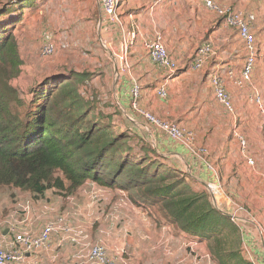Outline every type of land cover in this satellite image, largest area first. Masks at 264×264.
Returning a JSON list of instances; mask_svg holds the SVG:
<instances>
[{
    "label": "rangeland",
    "instance_id": "374dc122",
    "mask_svg": "<svg viewBox=\"0 0 264 264\" xmlns=\"http://www.w3.org/2000/svg\"><path fill=\"white\" fill-rule=\"evenodd\" d=\"M12 1L0 0V11ZM27 1L28 3L32 1L33 6L28 7L29 5L25 4ZM119 1L120 11H118V15H122L121 13L125 14L132 9L129 3L130 0ZM150 1L153 0H148V2ZM198 1L201 2V0L180 1L182 2L181 7L188 8L190 11V28L187 31L189 33H186L183 38L185 56H180L179 60L174 59L178 66V71L175 74L170 75L160 69L162 78L155 85V87L158 84V87H164L168 96L171 95L176 99H180L181 103H172V106H170V103H156L155 99L157 97L155 91H153L154 98L147 103V110L152 111V113L161 118L174 120L185 129L193 131L196 135L195 148L206 150L205 160L212 167L213 171L210 172L213 174L217 172L208 160V151H210L211 161L215 165V160L221 157L218 143L223 137L227 140L228 148L235 149V152L237 148L239 156L236 154L234 158L241 165L237 194H230L221 188V194L215 197L214 202L220 212L226 216L232 215L235 209L233 205L241 208L240 214L236 216L250 221V223L247 221H242L241 224L235 223L240 230L239 232L242 235L245 233V236L248 239L250 238L251 260L242 245L244 259L251 264L258 262L259 264H264L263 252L260 246V243L264 245V241L261 240L256 231V227L264 229V117L260 115L250 97L253 89L256 90L264 105V0H212L218 7L232 9L241 13L244 17L247 15L253 16V20L249 24L250 33L256 40L259 55L251 82L242 89L236 88L226 78V72L227 70H234L239 73L245 61L244 45L238 38L235 29L226 26L220 28L219 23L221 22L218 17H215V14V16L211 14L209 9L206 12L205 9L207 8L200 5ZM136 2L137 5L142 7L141 1L137 0ZM6 9L8 11L16 9V12L8 17L15 15L19 17L18 22H15L14 26L9 25L8 29L13 27L12 31L18 43L21 59L20 74L11 81V86L18 90L20 97L25 102H28L32 100L34 92L41 89V87H47L51 83V81L47 82V80L57 78L55 82H61L63 79L61 76L67 77L70 72L85 73L87 74L88 82L85 85H79V88L85 99L91 104L93 111V116L91 115V117L102 116L99 121L104 122V125L108 126L115 135L124 134L130 138L132 134H130V130H128L129 134H127L126 129L134 130L137 127L134 124V122L137 123V118L133 117L136 116L133 113V108H127L125 111L118 105L120 101L119 82L121 77L123 79L126 76L128 79L126 83L130 84L129 80L136 74V65L145 66L144 63L138 62L137 57L134 59L132 57V48L137 43L138 49L135 52L137 50L138 52L135 54L143 52L147 60L153 64L152 66L157 67L146 55L140 42L141 39L151 35L147 34L145 36L142 31L141 37L133 25V30L135 28L134 31L138 37L132 41V45L124 53L122 48V29L117 23L110 21L103 13L101 0H22V5L14 3L7 6ZM6 21L7 17L0 16L1 24L6 23ZM143 27L146 28L144 25ZM156 29L162 33L160 34L163 38L167 36L158 27ZM178 29L182 31L181 27ZM124 30L125 26L123 24ZM209 36L212 39L208 38ZM221 37L227 39L222 47L220 46L222 43L215 40V38L221 40ZM48 42H51L53 52L51 55L44 57L42 56V47ZM204 42H210L216 49L221 47L222 49L233 51L232 61H223L218 70L213 72L209 65L213 61L209 59L203 69L193 71L191 65L194 49H196L198 44L201 45ZM164 47L166 48V46ZM168 53L173 58V51L170 52L168 50ZM214 74L222 77L226 83V89L234 107V116L225 111L213 98L210 79ZM178 76L181 78H178ZM45 82L48 84L43 86ZM135 85L139 86L138 83H135ZM131 87L130 92L133 90V83ZM148 128L150 129V127ZM234 129H238L247 141V154L253 161V165L250 167L244 165L245 159L240 154L237 142L232 135ZM155 135H160L159 138L162 140L165 137L159 132H156ZM162 157L167 158L165 155ZM218 170L221 171L220 168ZM199 172L197 167L196 176H198ZM184 176L189 178L187 173ZM246 179L250 180V186L246 187L248 182ZM9 189L0 187V193L3 191L2 195H8L11 200V203L0 204V213L6 215L7 212L12 211L14 216L12 219L3 221L0 225V232L5 227H17V224L21 223L24 216L18 211H25L30 216V221H32L30 223L31 230L28 229L26 233L39 232V228H42L44 223L36 216L41 213V199L34 200L29 193L18 192V190H16L17 193L14 196L6 191ZM79 189L72 194H66V192L58 193L53 189L48 192L69 200L74 197L78 201L81 198ZM101 191L110 193V197H113V199H118V203L114 208L120 218H124L128 222L142 213L145 221L146 211L138 205V203H141L140 200L134 199L130 194L117 188L102 189L98 186H91L89 189V187H86L87 196L92 203L98 201V195ZM210 199L213 202L211 197ZM228 202L231 204H228ZM153 214L155 213L153 212ZM60 216L65 218L72 229L80 231L83 236L86 235V238L78 244L73 237L68 236L69 244H72L79 252L76 257L77 264H86L85 257L90 247L95 245L103 246L108 255L117 264H172V261H163V255L170 256L168 251L171 248H166V246L176 244V241L171 243L170 239L162 231L161 234L156 236L152 235L150 230L144 231L142 236L145 241H140V243L151 245L146 251L123 249L125 252H122L118 250V246L120 243H125L127 237L124 238V236L116 234L107 236L104 230L100 231V229L95 228L91 222L81 216L78 217L79 221L74 225L70 224L69 216L67 217L63 214ZM56 217L58 215H54V219ZM155 217L156 219H161L156 214ZM139 218L142 219L141 216ZM48 221L50 220H47L46 223ZM189 242L190 240L185 243V247L188 244H190V247L185 252L183 264H216L213 258L214 261L203 257V254L208 252L207 243L194 245V243ZM244 246L248 249L245 242ZM254 250L257 255L253 253ZM49 252L46 249L40 250L37 261H31L29 264H39V261L40 264H66L60 260L46 262L45 258L51 254Z\"/></svg>",
    "mask_w": 264,
    "mask_h": 264
},
{
    "label": "trees",
    "instance_id": "16d2710c",
    "mask_svg": "<svg viewBox=\"0 0 264 264\" xmlns=\"http://www.w3.org/2000/svg\"><path fill=\"white\" fill-rule=\"evenodd\" d=\"M14 3L22 0L9 5ZM7 6L0 11L7 17L0 23V187L29 193L34 200L50 189L72 194L86 183L117 188L140 200L157 228L168 226L174 235L207 243V260L251 264L243 256L240 230L215 209L205 188L156 154L136 128L126 129L130 138L115 135L99 121L102 116L91 117V104L79 88L88 82L87 74L49 79L30 102L20 97L11 81L20 74L21 59L13 27L8 29L19 17H8L16 9Z\"/></svg>",
    "mask_w": 264,
    "mask_h": 264
},
{
    "label": "crops",
    "instance_id": "0c3cea01",
    "mask_svg": "<svg viewBox=\"0 0 264 264\" xmlns=\"http://www.w3.org/2000/svg\"><path fill=\"white\" fill-rule=\"evenodd\" d=\"M136 1L137 0H130L129 3L132 9L130 11H127L125 14L121 13L122 15H120L121 16L120 20L122 24H124L125 30L126 31L133 30V25H134L136 27V31L140 34V36L142 35V31L144 32L145 36L147 34L151 35V36L148 35V37H145V39H152L156 34H158L161 36L162 44H165L163 46H166L167 48L166 50L167 51L169 50L170 52L173 51V55H172L173 59L179 60L180 56H185V46L183 45L184 44L183 38L185 37L186 33H189L187 31L190 28V19H189L190 11L188 8L181 7V3H182L180 2L181 0H153L150 2H148V0H138L142 2L143 4L142 7H140V5H137ZM198 3L200 5H203L204 7L202 0L201 2L198 1ZM206 10L207 9H205V11ZM209 12L213 15L215 14L211 11ZM215 17L218 16L216 15ZM218 19L220 21V17H218ZM142 24L147 29L144 28ZM156 27H158L159 30L164 31L167 34V36L163 38L161 35L162 33L157 31ZM179 27L182 28V31L178 29ZM219 27L223 28L225 26L221 22L219 23ZM170 34H172V36H170ZM208 38L212 39L210 36ZM215 40L216 42H221L222 44L220 46L222 47L227 39L221 37V40L216 38ZM141 41L142 40H140V42ZM198 46L199 44L196 46V48ZM221 47L220 49L218 48L216 49L214 47L215 54L211 58L212 60L210 59V61H213V63L209 64L213 72H216L218 70V68L223 64V61L228 62V61H232L233 59V51L226 50L225 48L222 49ZM136 49H138V43L136 44V46L132 48L133 59L137 57L138 62L144 63L145 66H141L139 64L136 65L135 67L136 74L132 76L131 79L129 80L130 84L126 83V81L128 80L126 76L123 79L121 77L119 82L120 101L118 102L120 107L123 108L125 111L127 108H132L131 103L133 101V97H131L130 95L131 94L130 91L132 88L131 86L132 83L134 85L135 83H138V85L140 86V87L138 86L140 91H139L138 99L136 101V103H138V109L151 113L160 120L174 122L177 125H179L174 120H167L161 118L156 114L152 113V111L147 110V103L149 102V100L154 98L153 91H155V95H156V90L157 87L159 86V84L156 87L155 85L161 80L160 78H162L161 70L155 66L153 67L152 66L153 64L149 60H147L143 52L140 54H135L138 52V50L135 52ZM123 75L125 74L123 73ZM179 77L180 76H178V78ZM156 97H157L155 99L156 103H170V106H172V103H181L180 99H176L174 96L171 95L168 96V94L164 99H160L157 95ZM133 113L136 115L133 117L137 118V123L134 122V124L137 125L136 130L139 132L141 136H143L145 140L148 141V143L150 144V146L152 147L153 151L156 154H158L159 156L165 155L168 158V161H170L171 164L175 165L177 170L183 172L184 174L187 173L191 181L194 182L199 187H201L202 189H204V185L208 181L217 180L221 188L225 189L228 193L237 194V189L239 188L238 183L240 182L239 177L241 176L240 175L241 165L237 163V159L234 158V156L236 154L238 155V150L236 148V152H235V149L228 148L227 140L224 137L218 143V149L219 151H221V157L215 160V165L214 162L211 161L212 159H211L210 151H208L209 154L208 160L210 161L211 165L214 166V169L217 172L216 174H213L212 172H210V170L207 168L206 165H204L200 161L197 162L184 147L169 140L163 133H161L159 130L149 125L148 122L138 112L134 110ZM130 121H132V119H130ZM179 126L182 127L181 125ZM148 127H150V129ZM156 132L163 134L165 136L164 137L162 135L164 139L162 140L161 138H159L160 135L156 136L155 135ZM241 164L243 165V163ZM244 165L250 167L246 164V162H244ZM197 167L199 168L200 171L198 173V176H196ZM218 168H220L221 171H219ZM246 180L248 181L246 187L250 186V180L249 179ZM91 186H97V185L92 183H86L79 189L81 198L80 200L77 199L78 201H76L74 197H72V199L69 200L53 195L52 192L50 193L48 192L49 190L46 191L45 195L41 198L42 201L41 211H40L41 213H39L36 216L41 222H44L43 226L53 221L54 215L60 216L63 214L66 215L67 217L69 216L70 219L69 218L68 219L71 225H74L76 222H78L79 221L78 217L81 216L83 219L91 222L92 226H94L95 228L100 229V231L104 230L107 236L116 234L119 236H124V238L127 237L126 242L120 243L118 246V250H121L122 252H125V250L123 249L129 251H137V250H140L142 252L146 251L149 247H151V245L146 243H140V241L142 242L145 241V238L142 236L144 231L146 232L150 230L152 235L154 236L161 234L162 231L170 239L171 243H174L176 241V244H170L171 246H166V248L167 247L171 248L168 251V253H170V256L163 255V261H167V262L172 261V264H183V261L185 259V252L187 251L190 245L188 244L187 247H185V243L188 242L190 239H192V237L190 238L187 235H183V236L174 235L173 232L171 231V228L168 226H160L159 228H157L156 227L157 225L151 223L150 219H148L147 217H145V221H146L145 222L142 213L139 216H136L127 222L126 219L120 218V216L118 215V212L114 208V206L118 203V199H113V197H110L111 195L110 193L101 191V193L98 195L99 197L98 201L96 203H92L89 197L87 196L88 192H86V187H89L90 189ZM105 189H109V188H105ZM6 191L14 196L15 193H17L16 189H9ZM18 192L21 191L18 190ZM2 193L4 192L1 191L0 193V204L11 203L9 196L8 195L3 196ZM18 213L24 216L23 217L24 219L21 221V223L17 224V227L14 226L13 228L5 227L0 232V243H2L3 245L10 243L14 233L23 234L26 233L28 229L31 230L30 223H32V221H30L31 220L30 216L25 211H18ZM13 216L14 213L12 211L7 212L6 215L0 213V225L3 223V221L12 219ZM140 216L142 217V219L139 218ZM47 220L50 221L46 223ZM67 226L71 228L68 224ZM39 229L41 230L42 228L40 227ZM68 236H70V234H66L65 232H60V231H56L52 234L50 241L51 243L49 244V247L46 249V251H50L49 253L51 254L47 255V258H45L46 262H51L52 260H57V261L60 260L62 263H66V264L78 263L76 257L79 252L72 244L71 245L69 244ZM169 236L172 238H170ZM179 242L181 243L178 244ZM243 242L246 243V246L250 250V238L248 239L247 236H245V233L243 236ZM260 246L262 248L263 257H264L263 243H260ZM38 253L39 251L35 255H30L29 262L37 261ZM253 253L257 255V252L255 250ZM46 254H48V252H46ZM206 256L208 255L203 254L204 258H206Z\"/></svg>",
    "mask_w": 264,
    "mask_h": 264
},
{
    "label": "built area",
    "instance_id": "2783aa9c",
    "mask_svg": "<svg viewBox=\"0 0 264 264\" xmlns=\"http://www.w3.org/2000/svg\"><path fill=\"white\" fill-rule=\"evenodd\" d=\"M202 1L207 10L209 9V11L215 13L218 17L221 18L222 24L224 26L236 30L238 38H240L244 45L245 61L242 65L241 70L239 71V73H236V71L234 70H227L226 72V78L236 88L242 89L246 84H250L254 67L259 55L256 40L250 33L249 24L253 20V16L247 15L246 17H244L241 13L232 9L218 7L212 2V0ZM101 7L103 13L110 19V21L117 23L121 27L122 48L124 49V53H126L129 46L132 45V41L136 40L138 37V35L134 31L135 28L134 30L128 32H126L125 30L123 31V24L119 18L120 14L118 15L120 7L119 0H101ZM141 40V45L146 55L159 69L165 71L170 75H173L178 71L176 61L168 54V51L163 46L161 37L159 35H156L152 39L144 38ZM52 52L53 46L51 42L45 43L42 47V56L47 57L51 55ZM214 54V47L210 42L202 43L195 49L193 53L191 69L193 71H200L201 69H203L206 62L214 56ZM210 87L214 100L225 111L234 116L233 103L226 89V83L224 79L214 74L210 79ZM138 91V86L134 85L131 92V95L133 97L131 107L136 112H138L148 122L149 125L159 130L169 140L184 147L197 162H202L210 171H213L212 167L205 160L206 150L195 148V133L191 130L180 127L174 122L160 120L151 113L139 110L138 103H136L139 95ZM156 95L160 99L166 98L167 94L164 87H158L156 90ZM250 97L252 103L256 105L260 115L264 117V105L262 103V98L259 96L258 92L253 89ZM232 135L237 142L240 154L244 157L246 164L248 166H252L253 161L247 154V141L240 134L238 129H234ZM205 190L213 200H215V197L221 194L222 191L221 186L219 185L217 180L208 181L206 183ZM228 204L231 203L228 202ZM233 206L235 207V209L232 215L230 214L228 216L230 220L236 224H241L242 221H247L250 223V221L248 220H243L237 217L236 215L240 214L241 208L235 205ZM217 210L220 212L218 208ZM56 231L70 234V236L73 237L74 241H76L77 244L86 238V235L83 236L80 231L69 228L64 217L58 216L53 221L44 225L42 229L37 233H14L10 243L6 245L0 243V264H29V256L36 254L42 249H47L51 241V236ZM256 231L261 240L264 241V229L256 227ZM189 243H194V245L197 244L194 241H190ZM243 249L250 259V250L244 246V242ZM85 259L86 264H117L108 255L106 249L100 245L90 247Z\"/></svg>",
    "mask_w": 264,
    "mask_h": 264
},
{
    "label": "water",
    "instance_id": "95a60500",
    "mask_svg": "<svg viewBox=\"0 0 264 264\" xmlns=\"http://www.w3.org/2000/svg\"><path fill=\"white\" fill-rule=\"evenodd\" d=\"M119 105V104H118ZM204 188H206V184L204 185ZM212 204H213V206L215 207V209L217 210V206H216V204H215V202H214V200L212 199ZM223 214V213H222ZM226 216V215H225Z\"/></svg>",
    "mask_w": 264,
    "mask_h": 264
}]
</instances>
